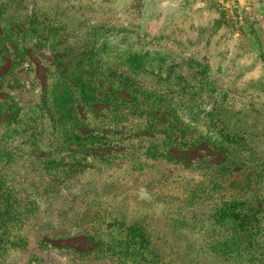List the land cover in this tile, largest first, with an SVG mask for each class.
<instances>
[{"label": "rangeland", "instance_id": "374dc122", "mask_svg": "<svg viewBox=\"0 0 264 264\" xmlns=\"http://www.w3.org/2000/svg\"><path fill=\"white\" fill-rule=\"evenodd\" d=\"M0 264H264V0H0Z\"/></svg>", "mask_w": 264, "mask_h": 264}, {"label": "trees", "instance_id": "16d2710c", "mask_svg": "<svg viewBox=\"0 0 264 264\" xmlns=\"http://www.w3.org/2000/svg\"><path fill=\"white\" fill-rule=\"evenodd\" d=\"M14 32V34L15 35H17V29L15 28V30H13ZM23 34V33H22ZM17 35L16 37H18L20 40H19V42H18V50H21L22 51V53L25 51V50H27V49H29L30 47H31V45L29 44V41H28V38H27V35L28 34H30V31L29 32H27V33H25V34H23V35ZM57 50H59V53H60V55H59V57L61 58L62 57V51H64L63 50V48H62V50H61V48H57ZM17 53H18V51H17ZM90 53H95V51H93V52H90ZM88 54V56L89 55H91V54ZM20 54V53H19ZM68 58V57H67ZM89 60H91L90 59V57H87ZM68 60H69V58H68ZM18 62L16 63V66H18ZM14 67V66H13ZM113 72H114V69L112 70ZM98 80H100L99 79V77H96ZM101 79H104V77H101ZM84 88H85V86H84ZM113 88H115V87H113ZM122 88V87H121ZM125 88V86H123V88L122 89H124ZM95 89V88H94ZM93 92H94V90H93ZM86 95H88V92H84V90H83V88H82V90H81V96H83V97H85ZM86 99H87V97H85ZM92 99H94V96L92 97ZM16 113V112H15ZM14 115V114H13ZM11 118H12V116L10 117V118H5V119H8V121H10L11 120ZM4 119V120H5ZM73 138H68V140L67 141H69V140H72ZM194 143H196L195 141H194ZM222 154H224V156L226 155V158H230L231 156H230V154H227L226 152H224V151H222ZM227 155H229V156H227ZM237 157V153H233V156L231 157L233 160L234 159H237L236 158ZM238 204H245V203H243V202H241V203H238ZM245 205H248V206H250L251 204H245ZM242 208V211L244 210L245 211V209H246V207H241ZM254 207H251V208H248L246 211H250V209H253ZM234 210V208L233 209H231V210H229V214L231 213V211H233ZM239 216H240V218L239 219H241L242 221H241V223L244 221V216H245V214L244 213H242V214H238ZM249 218V217H248Z\"/></svg>", "mask_w": 264, "mask_h": 264}]
</instances>
